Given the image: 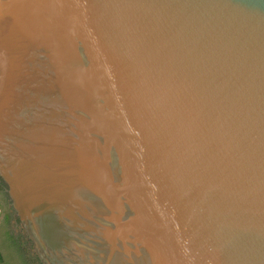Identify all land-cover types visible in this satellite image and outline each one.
<instances>
[{
    "label": "water",
    "instance_id": "obj_1",
    "mask_svg": "<svg viewBox=\"0 0 264 264\" xmlns=\"http://www.w3.org/2000/svg\"><path fill=\"white\" fill-rule=\"evenodd\" d=\"M0 181L41 264H264V0H0Z\"/></svg>",
    "mask_w": 264,
    "mask_h": 264
},
{
    "label": "flooded vegetation",
    "instance_id": "obj_2",
    "mask_svg": "<svg viewBox=\"0 0 264 264\" xmlns=\"http://www.w3.org/2000/svg\"><path fill=\"white\" fill-rule=\"evenodd\" d=\"M0 264H41L19 230L6 185L0 181Z\"/></svg>",
    "mask_w": 264,
    "mask_h": 264
}]
</instances>
